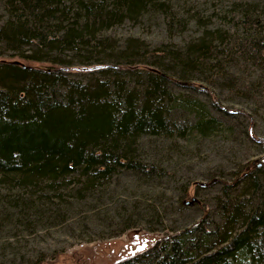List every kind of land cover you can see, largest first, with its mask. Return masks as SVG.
<instances>
[{
	"label": "trees",
	"instance_id": "1",
	"mask_svg": "<svg viewBox=\"0 0 264 264\" xmlns=\"http://www.w3.org/2000/svg\"><path fill=\"white\" fill-rule=\"evenodd\" d=\"M0 6L5 10L0 41L17 53L0 58V183L21 191L6 196L18 219L40 220L50 199L84 198L123 171L162 179L166 168L142 157L144 137L204 136L218 126L211 107L171 90L172 85L195 87L191 78L150 67L136 51L139 46L116 49L100 35L145 12L163 14L169 29L183 27L182 18L173 19L169 0H0ZM218 13L225 18L224 27L217 28V46L225 51H217L228 58L210 54L214 47L202 38L188 44L180 67L206 70L204 64L215 58L218 68L229 60L264 74V0H237ZM28 45H33L30 52ZM63 55L103 67L94 76L72 77L68 66L74 60ZM177 106L194 120L171 117ZM220 107L217 101L218 110L229 111ZM250 137L264 143V136ZM220 182L225 198L214 229L203 223V215L112 264H264V160H249L234 178ZM237 186L239 198L228 192ZM187 195L185 188L180 199ZM148 209L162 223L158 208ZM134 221L127 215L123 228Z\"/></svg>",
	"mask_w": 264,
	"mask_h": 264
},
{
	"label": "rangeland",
	"instance_id": "2",
	"mask_svg": "<svg viewBox=\"0 0 264 264\" xmlns=\"http://www.w3.org/2000/svg\"><path fill=\"white\" fill-rule=\"evenodd\" d=\"M169 1L173 19L182 18L183 27L176 24L169 29L163 14L145 12L137 20H124L100 35L116 49L139 46L136 51L145 55L150 67H162L177 78L181 74L191 78L195 87L172 85L171 90L197 97L205 108L211 107L218 126L204 136L144 137L142 157L163 165L165 177L148 180L133 171H123L102 191L84 198L69 195L66 201L50 199L42 206L45 211L37 221L16 217L17 208L6 196L21 191L6 189L7 185L0 183V264H112L190 226L203 215V223L214 229L220 220L219 205L225 198L220 180L234 178L249 160H264V143L250 137L264 136V74L248 64L229 60L218 68L219 59L215 58L204 64L206 70L180 67L188 44L202 38L214 47L210 54L214 51L216 58L225 57L217 51H225L217 46V28L224 27L225 18L218 12L230 10L237 0ZM4 18L5 10L0 6V26ZM32 49L33 45L25 47L26 52ZM16 54L0 41V58L13 59ZM62 59L74 60L68 66L72 77L94 76L103 67L65 55ZM137 60L133 59L135 66ZM217 72L223 77L219 78ZM217 101L220 108L229 111L218 110ZM171 115L181 123L193 121L195 116L181 106L175 107ZM185 188L188 195L181 200ZM228 192L239 198L241 188H230ZM193 197V203H185ZM149 206L158 208L162 223L155 222L158 216H150L153 212ZM127 215L135 221L134 226L125 229Z\"/></svg>",
	"mask_w": 264,
	"mask_h": 264
},
{
	"label": "water",
	"instance_id": "3",
	"mask_svg": "<svg viewBox=\"0 0 264 264\" xmlns=\"http://www.w3.org/2000/svg\"><path fill=\"white\" fill-rule=\"evenodd\" d=\"M195 201V197H193L191 200H186L185 203H193Z\"/></svg>",
	"mask_w": 264,
	"mask_h": 264
}]
</instances>
